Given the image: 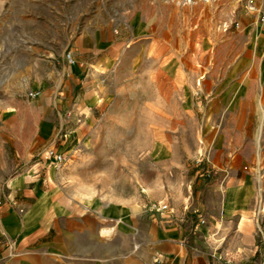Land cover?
<instances>
[{"label":"rangeland","instance_id":"1","mask_svg":"<svg viewBox=\"0 0 264 264\" xmlns=\"http://www.w3.org/2000/svg\"><path fill=\"white\" fill-rule=\"evenodd\" d=\"M133 2L0 0V74L5 86H13L19 63L31 57L38 59L40 75L61 74L50 53L65 59L85 35L90 38L101 27L112 34L118 45L112 69L98 76L100 99L83 124L68 125L72 139L59 141L67 155L62 181L72 196L129 200L152 219L160 215L192 225L207 217L208 189L216 182L262 172L264 191V46L257 36L264 23L249 10V0H196L185 6L152 0L156 7L161 2L181 8L190 20L178 23V40L165 46L157 28L168 9L149 16L153 34L135 36ZM255 4L264 8V0ZM210 72H230L232 79L223 96L211 100L218 107L207 112L208 98L199 95L197 104L195 86L197 73L206 78ZM28 95L16 98L38 99ZM159 203L167 208L157 211L153 205Z\"/></svg>","mask_w":264,"mask_h":264},{"label":"crops","instance_id":"2","mask_svg":"<svg viewBox=\"0 0 264 264\" xmlns=\"http://www.w3.org/2000/svg\"><path fill=\"white\" fill-rule=\"evenodd\" d=\"M135 1L130 8L135 36L154 33V18L149 16L157 8L160 13L169 11L157 28L165 46L178 40V23L190 22L175 5L164 8L161 2L156 7L152 0ZM192 17L199 25L198 17ZM103 30L76 40L71 49L88 67L69 65L50 53L54 64L63 68L61 74L52 70L40 75L34 57L19 63L13 86H5L6 76L0 74V264H214L217 248L233 255L238 264H264V200L256 199L264 197L262 172L256 178L234 174L210 186L207 225L198 226L160 215L152 219L129 200L72 196L62 173L40 159L47 148L62 151L59 141L71 140L74 132L66 130L68 125L83 124L84 115L100 99L95 94L103 88L98 76L112 69L118 45ZM257 36L263 47V29ZM199 77L197 73V104L199 95L208 98L210 112L218 107L211 100L223 96L232 77L230 72ZM40 89L35 102L16 98Z\"/></svg>","mask_w":264,"mask_h":264},{"label":"built area","instance_id":"3","mask_svg":"<svg viewBox=\"0 0 264 264\" xmlns=\"http://www.w3.org/2000/svg\"><path fill=\"white\" fill-rule=\"evenodd\" d=\"M179 4L182 5H192L195 3L196 0H176ZM210 1V0H208ZM248 8L251 12H257L260 14V19L264 23V8L260 7L255 4V0H249L248 2ZM237 26H239V23H237ZM65 61L69 65H79L82 68L88 67L85 62H82L78 60L75 56V54L72 51H69L66 54ZM39 91H31L29 92V96L32 98H37L40 96ZM39 157L41 160L46 161L49 163L51 167H53L57 172L62 171L64 166L66 165L67 162V155L59 151L56 147H50L45 149L39 154ZM2 206V202H0V208ZM153 208L156 209L157 211H162L167 208L166 204L159 203V204H154ZM21 212H24L23 209L20 210ZM207 225V219L205 217L200 216L198 226H205ZM111 233H108V235ZM212 258L214 260V264H238L235 257L229 253H223L220 251L219 248L215 250V252L212 253Z\"/></svg>","mask_w":264,"mask_h":264},{"label":"trees","instance_id":"4","mask_svg":"<svg viewBox=\"0 0 264 264\" xmlns=\"http://www.w3.org/2000/svg\"><path fill=\"white\" fill-rule=\"evenodd\" d=\"M206 179L210 180V178H209V177H207Z\"/></svg>","mask_w":264,"mask_h":264},{"label":"bare ground","instance_id":"5","mask_svg":"<svg viewBox=\"0 0 264 264\" xmlns=\"http://www.w3.org/2000/svg\"><path fill=\"white\" fill-rule=\"evenodd\" d=\"M263 116H264V112H263Z\"/></svg>","mask_w":264,"mask_h":264}]
</instances>
